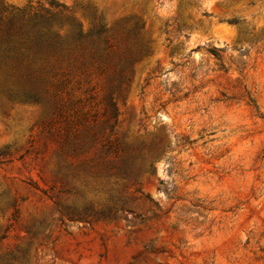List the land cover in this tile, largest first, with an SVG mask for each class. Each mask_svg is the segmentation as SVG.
Here are the masks:
<instances>
[{
    "label": "rangeland",
    "instance_id": "374dc122",
    "mask_svg": "<svg viewBox=\"0 0 264 264\" xmlns=\"http://www.w3.org/2000/svg\"><path fill=\"white\" fill-rule=\"evenodd\" d=\"M54 1L148 49L115 120L0 92V264H264V0Z\"/></svg>",
    "mask_w": 264,
    "mask_h": 264
},
{
    "label": "trees",
    "instance_id": "16d2710c",
    "mask_svg": "<svg viewBox=\"0 0 264 264\" xmlns=\"http://www.w3.org/2000/svg\"><path fill=\"white\" fill-rule=\"evenodd\" d=\"M47 4L20 8L0 1V92L55 112L60 92L77 77L78 84L102 88L104 116L115 120V98L127 90L133 65L148 49L141 27L137 22L126 28L97 22L84 29L64 5ZM133 158L121 156L123 172Z\"/></svg>",
    "mask_w": 264,
    "mask_h": 264
}]
</instances>
